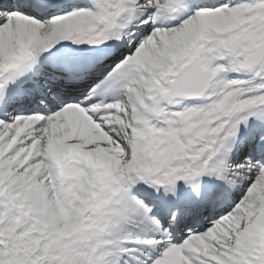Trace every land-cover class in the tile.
<instances>
[{
	"label": "snow or ice",
	"instance_id": "1",
	"mask_svg": "<svg viewBox=\"0 0 264 264\" xmlns=\"http://www.w3.org/2000/svg\"><path fill=\"white\" fill-rule=\"evenodd\" d=\"M0 264H264V0H0Z\"/></svg>",
	"mask_w": 264,
	"mask_h": 264
}]
</instances>
